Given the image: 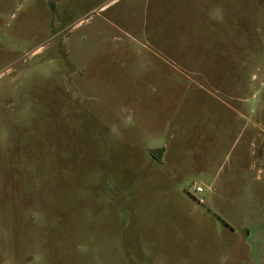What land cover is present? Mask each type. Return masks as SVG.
Returning <instances> with one entry per match:
<instances>
[{
    "label": "rangeland",
    "instance_id": "obj_1",
    "mask_svg": "<svg viewBox=\"0 0 264 264\" xmlns=\"http://www.w3.org/2000/svg\"><path fill=\"white\" fill-rule=\"evenodd\" d=\"M0 264H264V0H0Z\"/></svg>",
    "mask_w": 264,
    "mask_h": 264
},
{
    "label": "built area",
    "instance_id": "obj_2",
    "mask_svg": "<svg viewBox=\"0 0 264 264\" xmlns=\"http://www.w3.org/2000/svg\"><path fill=\"white\" fill-rule=\"evenodd\" d=\"M202 189H203V188H202L201 186H198V187H197V190H199V191H202Z\"/></svg>",
    "mask_w": 264,
    "mask_h": 264
}]
</instances>
